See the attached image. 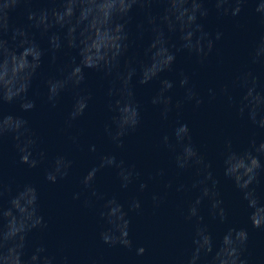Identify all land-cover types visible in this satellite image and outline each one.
Segmentation results:
<instances>
[{"label": "clouds", "instance_id": "9594fccd", "mask_svg": "<svg viewBox=\"0 0 264 264\" xmlns=\"http://www.w3.org/2000/svg\"><path fill=\"white\" fill-rule=\"evenodd\" d=\"M35 2L0 0V106L18 102L23 111L34 109L35 101L28 93L44 58L49 57L55 64L62 51L75 50L78 62L73 57L70 63L58 68V75L46 79V102L55 108L64 94H71V110L64 121L67 132L84 115L92 100L91 92L82 88L85 70L103 73L109 82V117L103 125V136L115 149H123L125 138L142 123L141 106L133 91L134 78L138 77L140 84L159 80L160 87L151 103L159 109L163 121H168L170 114L179 112L185 104L199 107L205 102L188 75L181 73L178 85L161 76L172 70L177 52L186 51L201 65L213 53L222 33L213 36L199 22L209 14L207 3H213L218 14L233 17L240 15L247 4L256 3L255 11L264 19V3L257 0H48L50 7L34 9L31 5ZM154 2L164 5L163 12L154 16L149 11L147 24L151 39L143 59L136 60L128 56L132 46L127 28L130 13L137 7L150 10ZM21 7L30 22L26 28L15 27L11 22L12 13ZM32 29L47 38V48L36 41ZM172 36H176L175 42ZM248 57L251 64L264 66V35L253 42ZM177 86L183 89V96L174 100L172 90ZM237 90L239 94L233 95ZM217 96L226 98L242 118L264 129V90L251 71L241 70L232 80L208 89L210 100ZM6 136L15 140L21 163L29 168L44 166L48 182L56 183L70 175L74 160L64 154L49 157L38 147L40 137L23 117L0 112V140ZM69 139L78 145V136L69 135ZM159 147L170 154L176 175L189 177L188 182L177 185L176 191L188 197L181 215L191 228L190 246L172 264H249L245 256L249 239L246 229L229 227L217 246L205 223L204 208L212 220L220 223L228 220L229 213L212 164L193 143L188 125L176 121L171 132L161 137ZM91 151L96 153L95 162L80 178L81 191L74 198L83 197V206L95 212L99 239L104 245L130 250L133 248L130 213L142 212L141 200L133 195L125 207L115 195L99 190L97 174L110 169L121 188L138 185L141 193L148 184L141 180L135 165L127 163L116 152L98 151L94 145ZM221 165L224 176L247 202L252 227L264 229V203L260 202L254 187L264 173V140L257 143L253 138L242 151L234 150L231 141H226ZM164 175V169L156 173L159 177ZM172 186V181L165 185ZM6 195L9 198L5 205ZM166 198L167 192L152 194L153 206L158 208ZM46 228L37 188L25 184L13 195L0 181V264H70L69 257L50 253L43 244L29 251V235ZM144 253V247L136 248L138 256Z\"/></svg>", "mask_w": 264, "mask_h": 264}]
</instances>
